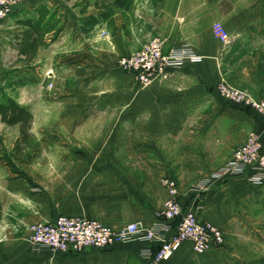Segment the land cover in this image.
<instances>
[{
  "label": "crops",
  "instance_id": "0c3cea01",
  "mask_svg": "<svg viewBox=\"0 0 264 264\" xmlns=\"http://www.w3.org/2000/svg\"><path fill=\"white\" fill-rule=\"evenodd\" d=\"M71 1L74 9L67 0H26L5 23L13 51L27 60L16 45L19 22L38 17L40 6L60 19L59 30L48 33L46 46L26 61L34 62L36 74L28 66L23 71L38 78L45 60H53V77L44 81H56V153L48 154L46 143L40 157L16 169L0 159V264H145V242L36 252L29 227L60 216L114 229L132 222L152 227L169 199L164 180L176 182L184 209L216 226L226 240L203 255L185 242L164 264L260 259L264 182H250L248 172L214 182L199 195L191 189L227 162L249 134H257L264 148V117L217 92L225 80L264 98V0H128L113 13L107 7L117 0ZM217 22L230 34L227 46L214 35ZM104 31L111 44L101 37ZM155 38L165 43V53L184 49L194 59L141 88L117 62ZM175 231L173 226L169 235Z\"/></svg>",
  "mask_w": 264,
  "mask_h": 264
},
{
  "label": "built area",
  "instance_id": "2783aa9c",
  "mask_svg": "<svg viewBox=\"0 0 264 264\" xmlns=\"http://www.w3.org/2000/svg\"><path fill=\"white\" fill-rule=\"evenodd\" d=\"M24 1L0 0V24ZM213 32L224 46L230 43V34L221 22L213 25ZM164 49L165 43L161 39H152L140 51L121 57L117 67L132 75L141 88H146L158 79H166L170 71L180 69L188 59H194L188 50L179 49L165 53ZM217 92L222 99L251 108L264 117V98L254 99L225 80L218 84ZM262 143L257 134H249L246 142L234 151L232 157L210 178L194 185L192 192L199 195L207 191L214 182L241 178L248 172L252 173L250 182L262 184ZM162 183L168 189L169 199L164 204L161 221L152 227L147 228L132 222L114 229L84 217L60 216L54 222L32 224L29 227V242L36 252L49 250L62 253H80L88 248L104 249L115 244L145 242L148 247L141 252L145 264H164L185 242H189L193 251L199 255L223 247V232L209 222L200 221L194 210H186L180 204L176 182L164 180ZM172 225L176 231L169 235Z\"/></svg>",
  "mask_w": 264,
  "mask_h": 264
},
{
  "label": "rangeland",
  "instance_id": "374dc122",
  "mask_svg": "<svg viewBox=\"0 0 264 264\" xmlns=\"http://www.w3.org/2000/svg\"><path fill=\"white\" fill-rule=\"evenodd\" d=\"M98 1L99 0H97V2ZM67 2L69 7H74V2L71 0H67ZM92 2H96V0H92ZM109 5L110 6L107 7V12L109 13H113L118 8L115 6V2ZM82 8L83 7L80 9L83 10ZM129 9L130 7L128 10ZM8 19H10V16L0 24V102L13 99L22 107H30L35 113L30 129L31 139L27 142L22 140L20 126H8L1 121L2 117H0V159L6 161L7 165L12 167V169H16L15 166H18L22 161L26 159H36L38 156L40 157L44 153L42 145H46V143L49 145V151L47 153H56L53 147V142H55L57 138L56 81L52 82L49 80L46 83L44 81V77L51 78L54 74L50 71L53 70L54 65L51 59L45 60L41 65V68L37 71L38 78L35 76L27 78L25 72H23L25 71V67L28 66L33 69L35 74L36 67L34 66V62L30 66V64L26 62L27 60L13 51V39L11 36L5 34L6 31L4 29ZM101 34V37L111 44L109 32L104 31ZM26 145L28 147H26ZM18 146L21 147L22 151H17ZM223 236L225 239L224 233ZM262 236L264 238V230ZM252 245L253 244L248 243L247 246L252 247ZM223 246H225V244ZM259 255H261V262L258 264H264V245ZM260 259L256 260L260 261ZM255 261L247 258L246 264H252Z\"/></svg>",
  "mask_w": 264,
  "mask_h": 264
},
{
  "label": "trees",
  "instance_id": "16d2710c",
  "mask_svg": "<svg viewBox=\"0 0 264 264\" xmlns=\"http://www.w3.org/2000/svg\"><path fill=\"white\" fill-rule=\"evenodd\" d=\"M128 0H117L115 6L122 7L127 5ZM37 16L28 19H22L20 25L23 27V31L20 34V38L17 39V49L21 56H24L27 60H32L38 53V50L42 46H46L44 38L48 33L52 31H58L60 19L57 15L51 12L46 6H40L37 8ZM0 117L1 121L8 126H20V133L22 140L28 141L31 139L30 129L33 122L32 114L19 103L13 99H7L4 102H0ZM27 144V143H26ZM26 147H28L26 145ZM17 151H22L18 146ZM26 159L25 161H30ZM1 205V204H0ZM1 211V206H0Z\"/></svg>",
  "mask_w": 264,
  "mask_h": 264
}]
</instances>
